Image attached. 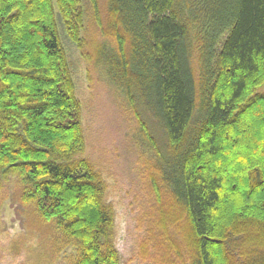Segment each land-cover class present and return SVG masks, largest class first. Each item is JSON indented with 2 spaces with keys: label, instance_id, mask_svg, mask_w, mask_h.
Instances as JSON below:
<instances>
[{
  "label": "trees",
  "instance_id": "trees-1",
  "mask_svg": "<svg viewBox=\"0 0 264 264\" xmlns=\"http://www.w3.org/2000/svg\"><path fill=\"white\" fill-rule=\"evenodd\" d=\"M106 1L115 44L100 58L154 152L161 224L187 229L189 264H264V0ZM81 3L0 0V179L29 185L24 201L71 241L72 264H122L107 184L77 157L83 110L61 28L80 43Z\"/></svg>",
  "mask_w": 264,
  "mask_h": 264
},
{
  "label": "rangeland",
  "instance_id": "rangeland-1",
  "mask_svg": "<svg viewBox=\"0 0 264 264\" xmlns=\"http://www.w3.org/2000/svg\"><path fill=\"white\" fill-rule=\"evenodd\" d=\"M98 3L99 12L92 0H82L80 43L61 28L83 110L86 145L77 157L89 159L107 184L106 200L115 209V245L122 264H189L191 235L185 228L161 224L153 187L154 176H160L152 160L154 152L142 138L135 111L110 82L100 58L102 49L114 47L112 34L105 31L115 19L106 0ZM255 94H264V84ZM142 118L157 138H163L153 117ZM28 189L17 175L0 179V264H72L77 257L74 245L54 220L40 216L35 203L24 201ZM161 190L166 201L167 188Z\"/></svg>",
  "mask_w": 264,
  "mask_h": 264
}]
</instances>
